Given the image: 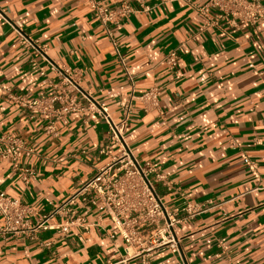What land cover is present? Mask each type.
Wrapping results in <instances>:
<instances>
[{
	"label": "crops",
	"instance_id": "1",
	"mask_svg": "<svg viewBox=\"0 0 264 264\" xmlns=\"http://www.w3.org/2000/svg\"><path fill=\"white\" fill-rule=\"evenodd\" d=\"M100 1L138 10L111 24L113 40L133 91L155 86L159 93L157 107L133 103L123 129L126 144L139 162L149 161L166 176L169 189L156 188L176 217L185 200L206 209L177 223V253L161 247L126 257L99 205L67 203L69 217L82 215L87 227L0 235V264H264V21L233 28L221 20L218 28L199 30L202 20L184 0ZM258 1L264 8V0ZM0 12L43 45L50 60L77 68L80 88L113 121L121 118L118 103L130 85L86 0H0ZM170 50L177 53L173 69L162 61ZM40 69L46 65L35 48L18 44L0 18V151L13 138L32 151L16 162L0 158V191L31 209L30 222L66 202L107 160L96 156L107 141L96 114L71 113L64 124H54L52 135L39 114L5 94L4 88L26 99L52 92ZM26 168L33 172L27 182ZM64 220L53 214L50 222Z\"/></svg>",
	"mask_w": 264,
	"mask_h": 264
},
{
	"label": "built area",
	"instance_id": "2",
	"mask_svg": "<svg viewBox=\"0 0 264 264\" xmlns=\"http://www.w3.org/2000/svg\"><path fill=\"white\" fill-rule=\"evenodd\" d=\"M184 1L201 18L199 30L208 27L218 28L221 20H225L233 28L264 21V8L258 0ZM86 4L92 18L98 22L103 34L111 41L118 63L130 85L129 93L118 103L122 115L118 121H113L107 108L80 88L78 84L80 74L77 68L58 65L50 60L44 53L43 45H37L35 40L26 37L17 21L8 20L0 12V18L13 30L17 43L35 48L36 53L41 56L46 69H40L38 74L44 79V87L52 90L43 96L26 99L9 88H4L8 98L21 108L39 114L44 121L45 132L52 135L56 134L54 124L56 122L64 124L69 114L83 111L94 113L106 125L107 139L96 150L97 160L101 156H106L107 160L93 167L91 176L69 194L66 202L35 217L33 222H30L33 214L28 206L0 191V235L17 236L30 234L37 229L50 228L66 233L73 224L87 227L82 215L69 217L66 205L77 201L91 207L99 205L103 209L114 227V234L123 242L122 250L126 257L148 256L161 247L177 253L179 244V239L175 235L177 223L202 213L206 208L196 202L185 200L182 216L176 217L163 203L156 188L159 184L166 190L169 189L166 176L156 171L149 161L139 162L123 138V129L135 101L139 102L144 110L157 107L158 104L159 93L155 86H150L140 93L133 91L132 78L113 40L111 24L138 10L127 3L109 7L100 0H86ZM149 9L147 6L142 7L144 11ZM162 61L169 69H173L177 64L176 51H168ZM3 143L5 146L0 151L1 159L16 162L21 155L29 158L32 156L31 149L23 147L19 138L5 140ZM245 162L249 169L254 171V164L248 158H245ZM24 174L22 178L25 182L33 178L30 168H26ZM53 214H59L65 220L54 225L50 222ZM114 234H110L109 238H113Z\"/></svg>",
	"mask_w": 264,
	"mask_h": 264
}]
</instances>
